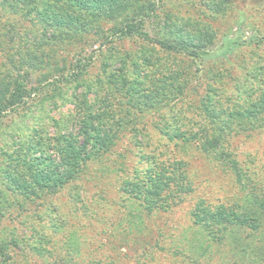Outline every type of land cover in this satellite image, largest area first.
Instances as JSON below:
<instances>
[{
    "label": "trees",
    "instance_id": "16d2710c",
    "mask_svg": "<svg viewBox=\"0 0 264 264\" xmlns=\"http://www.w3.org/2000/svg\"><path fill=\"white\" fill-rule=\"evenodd\" d=\"M168 2L0 0V39L7 52L5 68L0 71V264H18L15 258L29 245L23 235L4 233L3 221L19 216L26 204L34 200L38 201L36 206L51 202L64 186L81 180L93 165L101 166L109 174L122 170V160L118 161L120 153L115 149L127 127L115 121L109 111H97L88 105L78 112L81 117L71 114L59 119L50 117L52 131L47 123L30 126L18 114L36 111L45 102L56 101L63 86L79 85L96 59V52L109 62L119 61L110 53L111 46L122 40L139 41L160 52L192 60L203 58L204 48L212 44L214 33L198 32V29L182 33L174 23L161 25L159 20L167 15ZM24 20L30 22L31 39L19 31L18 23ZM105 23L111 24L107 31L102 27ZM150 25L154 35L147 30ZM244 42L245 39L236 44ZM248 42L261 44L264 37L254 34ZM105 66L104 72L114 78L109 66ZM126 88L132 97L133 86ZM207 113L206 117H210ZM135 140L134 144L143 146ZM226 140L227 137L190 134L186 141L181 140L180 148L196 147L205 159L229 173L235 183L231 201L216 205L200 203L189 223L179 233L170 234L168 240L162 227L151 221L162 211H168L171 204L163 207L154 192L169 187L177 175L182 181L178 190L188 194L193 187L182 158L155 161L153 170L138 181L141 196L147 201L134 208L125 205L121 217L109 224L114 236L119 237L117 243L124 244L134 254L116 249L112 257L107 255V250H97L99 255H93L91 261L83 264H264V177L255 178L243 170L228 151ZM136 188L135 185L123 192L138 199ZM52 208L58 211L59 207L54 203ZM63 231V223L55 226V234ZM73 232L72 229L68 234ZM36 237L40 245L30 246L43 263L64 264V259L58 256L52 262L45 256H50L69 237L63 234L61 240L53 239L42 231ZM105 244L100 243V247L106 249ZM212 246L218 249L217 256L212 255ZM76 252L78 256L79 247ZM204 256L215 261H200V258L206 260Z\"/></svg>",
    "mask_w": 264,
    "mask_h": 264
},
{
    "label": "rangeland",
    "instance_id": "374dc122",
    "mask_svg": "<svg viewBox=\"0 0 264 264\" xmlns=\"http://www.w3.org/2000/svg\"><path fill=\"white\" fill-rule=\"evenodd\" d=\"M167 7V15L159 20L161 25L174 23L182 33L196 29L214 33L212 44L204 48L203 58L192 60L160 52L139 41L122 40L111 46L110 54L119 61L109 62L96 52V59L79 85L63 86L56 101L45 102L36 111L18 114L30 126L47 123L52 131L50 117L59 119L68 114L81 117L78 112L90 105L97 111H109L115 121L125 123L127 128L115 149L120 153L122 170L109 174L101 166L93 165L81 180L64 186L51 202L36 206L38 201L34 200L26 204L19 216L3 221L4 233L23 235L29 243L23 254L15 258L16 263L45 264L30 246L40 245L36 237L40 231L53 239L61 240L63 234L69 237L50 256L46 254L49 262L58 256L64 259V264L88 263L93 255H99L97 250H107L112 257L116 249L134 254L117 243L119 237L114 236L109 224L121 217L125 205L134 208L147 201L141 196L138 181L153 170L155 161L182 158L193 187L188 194L178 190L182 181L177 171L178 178L169 187L154 192L163 207L171 204L168 211H162L151 221L162 227L168 240L170 234L179 233L189 223L200 203L216 205L231 201L235 183L229 173L205 159L196 147L180 148L181 140L186 141L190 134L227 137V149L242 169L255 178L264 177V42H248L254 34L264 37V0H169ZM30 27L28 20L18 23L20 33L27 34V39H31ZM102 27L107 31L111 24ZM152 27L147 30L154 35ZM244 39V44H236ZM0 44L2 71L7 52L1 39ZM105 65L114 78L104 72ZM36 75H32L34 80ZM129 86H133L132 97L126 88ZM207 112L210 117H206ZM34 113L39 116L34 117ZM135 139L143 146L134 144ZM135 185L138 199L123 192ZM54 203L58 211L53 210ZM62 223L64 231L55 234V226ZM72 229L74 232L69 235ZM104 242L106 249L100 247ZM217 250L212 246L213 256L218 255ZM200 261L215 260L200 258Z\"/></svg>",
    "mask_w": 264,
    "mask_h": 264
}]
</instances>
